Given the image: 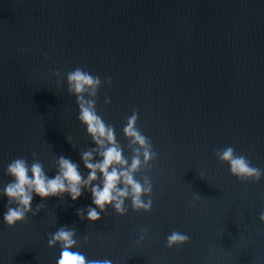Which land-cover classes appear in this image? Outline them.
<instances>
[{
    "label": "water",
    "instance_id": "water-1",
    "mask_svg": "<svg viewBox=\"0 0 264 264\" xmlns=\"http://www.w3.org/2000/svg\"><path fill=\"white\" fill-rule=\"evenodd\" d=\"M77 67L100 77L97 112L129 159L122 128L136 110L157 153L136 174L151 179V210L126 201L125 215L90 223L88 192L34 196V215L0 220V264H55L47 238L60 226L75 229L74 250L113 264H264V175L238 180L215 156L231 146L264 170V0H0V186L16 158L51 176L64 155L87 175L80 152L94 145L65 80ZM172 231L188 242L167 248Z\"/></svg>",
    "mask_w": 264,
    "mask_h": 264
},
{
    "label": "clouds",
    "instance_id": "clouds-1",
    "mask_svg": "<svg viewBox=\"0 0 264 264\" xmlns=\"http://www.w3.org/2000/svg\"><path fill=\"white\" fill-rule=\"evenodd\" d=\"M60 76L59 70L54 72ZM67 92L75 97L78 107L77 119L84 126L94 147L80 152V162L87 170V175L80 171V165L72 159L59 155L55 160L56 171L48 175L38 159L29 164L24 158L13 159L5 167L4 173L10 177L9 182L0 186V197L6 199L5 211L0 220L9 228L24 222L29 213L35 214L32 208L34 196L41 200L48 197H63L65 194L76 201L84 192L91 197V204L82 218L95 222L101 213L111 208L117 215L127 213L126 201H130L133 211L149 212L152 207L153 185L149 176L137 179L141 168H147L157 158L151 140L137 128L138 114L133 110L122 128L123 136L128 141L131 157L124 155V147L117 141L115 129L107 124L98 114L96 98L101 86L98 75L77 67L66 73ZM104 83L111 85V77H105ZM105 104L109 99L105 98ZM69 139H71L69 137ZM216 158L227 163L229 173L241 181H259L264 170L253 167L244 155L236 154L231 147L215 150ZM201 178H203L201 176ZM198 198V196H197ZM37 206L35 211H39ZM77 215H81L78 211ZM264 223V212L259 215ZM147 229H142L135 241L137 245L145 239ZM74 228L60 226L47 238L49 248L59 247L55 264H113L110 259H88L78 251ZM187 234L172 231L166 237V247L172 248L188 242Z\"/></svg>",
    "mask_w": 264,
    "mask_h": 264
}]
</instances>
